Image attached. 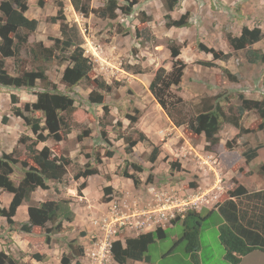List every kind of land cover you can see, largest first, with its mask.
<instances>
[{
    "label": "rangeland",
    "instance_id": "374dc122",
    "mask_svg": "<svg viewBox=\"0 0 264 264\" xmlns=\"http://www.w3.org/2000/svg\"><path fill=\"white\" fill-rule=\"evenodd\" d=\"M63 1L62 11L63 15H66V23L69 26L76 25L79 30L84 56L92 62L93 69L88 79L68 89L60 81L64 68L69 64L66 59L50 63L33 61L28 56L27 49H23L22 69L30 71L43 67L49 81L56 84L59 92L68 94L75 101L74 105L78 111L72 117V133L63 141L56 143L50 139L36 146V149L46 146L53 155L64 156L70 160L65 177L61 183L48 182L49 188L45 193L36 194L33 200L30 198L26 205H22L36 206L40 201L70 199V208L74 210V215L77 213L80 216L76 217L77 221L74 222V226L78 228L77 233L82 229L80 223L83 218L88 220L93 216L92 220H97L103 217L108 203L112 200L126 205L128 209H147L146 205L154 204L160 196L203 197L204 194L197 192L200 185L209 186L212 177L217 178L216 176L220 178L218 182L221 181V188L233 189V180H230L232 173H228L226 169L233 167L245 171L244 159L239 158L237 154L228 157L224 153L221 164L223 174L220 172L216 175L203 158L205 155L200 153L204 147V138L194 135L186 126H172L148 90V85L157 69L164 68L167 72L172 70L168 48L174 43L180 48L178 59L186 67L179 84L167 89L166 93L173 97L174 101L181 100L177 107L186 118H194L201 110V104H206L202 101L207 97L220 95L225 111L229 107L235 109L239 106L240 94L246 99L264 101V63L250 64L244 51L234 53L226 39L228 34L239 36L243 28H259L263 37L251 48L264 53V0H179L176 9L169 14L174 20L189 14L188 27L181 29L165 27L166 10L163 0H136L134 5V0H116L119 8L131 6L132 12L127 15L117 10L113 20L100 19L93 13L76 12L67 0ZM106 1L84 0L89 10L103 6ZM57 11L53 0H45L42 7L37 5V0L30 4L28 16L36 17L39 22L37 37L32 38V42H47V37H59L58 31L55 34H48L47 31L50 18L52 15L56 16ZM57 23L56 26L60 24ZM204 47L222 53H232V56L226 62H219L216 68L208 69L197 64L206 61L203 59L207 54L201 50ZM209 59H212L211 55ZM12 65L17 66L12 62L8 64V70L13 69ZM94 80L104 82L107 89L98 88ZM39 91L38 87L32 90L7 89L4 93L5 99L3 96L1 98L0 128H7L2 122L4 117L8 114L12 117L10 112L13 104L8 99L11 94L16 95L18 99L14 106L23 109L25 104L36 100V93ZM92 92H97L103 97L102 105H92L88 102V95ZM104 108L108 113L106 118L103 117ZM170 112L176 114V111ZM128 117L136 118V122L131 125ZM15 120L10 119L8 124L15 125L12 126L10 134L15 135L17 126L21 128L18 130L15 147L9 152L15 154L11 157L13 163L10 179L16 184L23 175L22 164L32 167L36 165L19 142L25 133L32 138L34 135L25 130L21 119ZM100 124H106L105 132L110 147L101 140ZM225 124L221 126L220 136L224 140L227 139V142L234 139L233 148L238 154L239 150L248 151L249 145L264 144V122L262 129H259L262 120L256 112H245L241 117L240 125L250 132L242 134L240 138L235 139L237 134L231 136V133L227 132L228 129L230 131L229 126ZM85 131H88L89 136L79 138ZM133 131L143 132L148 142L136 144L130 154H125V144L116 139L117 133L132 134L133 138H136ZM1 137L3 138V135ZM154 146L158 147L159 154L151 163L150 155ZM107 150L114 152L112 158L104 156ZM131 164L143 168V172L136 174L140 180L137 189L130 179L123 176L124 171L128 175L134 173ZM172 164H177L178 168L172 169ZM87 168H95L97 174L77 180L76 175ZM253 173L263 180L264 174L259 172V167L254 169ZM149 177L152 178L151 182H148ZM83 182L85 187H89V202L78 193V187ZM192 184L195 186H191ZM106 187L112 189L111 194L107 196L108 202L103 193ZM82 192L83 190L80 193ZM3 195L5 199L7 195ZM203 204L204 201L200 202L199 206L203 207ZM88 206L93 212L86 217ZM204 215L206 213L202 216ZM64 223L66 229L72 228L67 226L68 222H63L62 225ZM223 223L222 217L217 213L208 215L201 222L197 255L200 264L225 263L220 261L225 251L218 240V228ZM81 224L85 227L84 223ZM4 226V223L0 222V228ZM183 231L182 221H178L164 230L165 238H155L146 253L149 262L194 264L193 256L191 257L186 249V241H178Z\"/></svg>",
    "mask_w": 264,
    "mask_h": 264
},
{
    "label": "trees",
    "instance_id": "16d2710c",
    "mask_svg": "<svg viewBox=\"0 0 264 264\" xmlns=\"http://www.w3.org/2000/svg\"><path fill=\"white\" fill-rule=\"evenodd\" d=\"M36 0H2L0 2V86L14 90L35 89L40 91L36 93V100L33 103L25 104L23 109L14 106L18 103L17 96L10 95V102L13 104L11 108L12 114L23 121L24 125L31 131L34 138L23 136L20 143L24 146L31 161L36 166H28L22 164V178L15 184L11 179V163L15 154H2L0 157V192H6L12 196L7 208H0V217L5 218L8 225V231H16V224L12 220L17 208L21 204L30 201L31 194L37 190H47L48 182L61 183L67 173V166L70 160L64 156H55L50 149L44 146L42 149H36L39 143H45L53 140L58 143L63 141L72 133V117L77 113L78 108L74 105V100L68 95L59 92L56 84L49 81L45 69L38 67L34 70H24L18 68L17 75H10L5 68V60L12 59L18 65L23 63L19 57L20 51L24 45L28 43V37L34 33L39 22L36 19H28L24 16L29 3H35ZM71 6L76 12L83 14L93 13L100 19L113 20L116 17V11L120 10L123 14L132 12L131 6L119 8L116 0H107L105 4L96 9H88L84 0H69ZM45 0H37V5L42 7ZM58 8L57 15L50 18L51 23L60 22L61 39L49 38L53 41V45L49 48L42 44H35V49H30L32 59L34 61L54 62L66 59L69 64L62 72L61 84L68 89L76 87L82 80L88 79L92 72V62L84 56L82 48V39L76 25H68L63 15V3L61 0H53ZM179 0H163V6L166 10L164 16L165 27L171 28H187L189 14L182 15L179 19H172L170 14L173 12ZM134 0L132 5L136 4ZM143 22V21H142ZM263 34L259 28H243L239 36H226L227 42L234 53L244 51L246 60L250 64L264 63V53L257 52L251 46L261 40ZM172 59V70L167 72L164 68H159L155 72L149 86L153 98L161 107L171 124L177 128L186 126V128L194 135H203L206 145L205 152L216 151L218 149L219 138L218 133L223 123L229 124L237 129L238 133L235 139L240 138L242 134L249 133L240 125V119L245 112H256L262 124L264 122V101H256L246 99L242 94L238 95L240 101L239 106L235 109H223L220 95L216 97H207L203 99L201 110L194 118H186L181 114V109L177 106L181 104V100L174 101L173 97L166 93V90L172 86H177L183 76V70L186 65L178 59L180 48L171 43L168 48ZM206 54L212 56V60L228 61L232 53H222L214 49L202 48ZM198 65L206 68H213V62H197ZM95 85L101 90H106L107 85L104 82L94 80ZM264 87V82H263ZM227 100V98H225ZM88 102L92 105H102L103 97L97 92L88 95ZM177 108V109H176ZM176 111V114L170 111ZM108 115L107 109L104 108L103 117ZM177 115V116H176ZM129 123L133 125L136 118L128 117ZM8 119L5 118V123ZM223 122V123H222ZM106 124H100V137L104 144L110 147L109 140L105 132ZM46 131V133H44ZM136 138L132 134L117 133V140H122L125 144V154H130L134 146L138 143L148 142V139L141 131H133ZM88 131H85L79 138L88 137ZM80 141V139H78ZM234 139L225 144L227 150L234 147ZM257 146L251 150L250 154L245 156V160L249 163L257 157ZM158 147H153L150 155V162L153 163L157 158ZM99 154V153H98ZM100 156V155H99ZM106 158L114 156L113 151H105ZM97 157V156H96ZM133 174L123 172V176L132 181L134 188L137 189L140 180L136 174L143 172L141 166L131 164ZM172 169H176L177 164L171 165ZM259 172L264 174V164L259 166ZM97 174L94 168H87L83 172L76 175V179H86L89 176ZM247 173L246 176H249ZM152 178L149 177L148 182ZM234 188L227 192L229 200L218 206V213L223 219L224 224L219 228V240L224 247V259L230 264H239L240 257L245 256L255 249L264 251V190L257 192H248V190L233 180ZM191 186H195L192 184ZM85 188L83 182L78 187V193ZM112 192L110 187L103 190L104 196H109ZM105 197V198H106ZM234 201H233V200ZM108 202V197L105 199ZM105 201V202H106ZM71 200L62 199L60 201L48 200L37 204L36 206H28V223L21 224L18 231L31 233L33 227L43 230L44 240L49 244L52 237L62 230L63 222L71 223L74 213L70 208ZM213 211H208L202 216L200 213L189 211L182 220L184 228L183 234L178 241H186V249L195 260V252L198 249V233L201 222ZM178 222L174 221L173 224ZM50 225V228L47 227ZM165 238V233L161 228H156L153 232L140 234L135 238L116 240L111 244V255L115 264H126L127 260L142 261L148 259L146 253L149 246L154 242ZM177 241V242H178ZM67 254H63L60 264H81L79 259L84 256V248L76 240L66 243ZM172 251V249H171ZM32 258L37 261L44 259L43 255L34 254ZM0 264H25L14 260L10 255L0 252ZM195 264H198L195 262Z\"/></svg>",
    "mask_w": 264,
    "mask_h": 264
},
{
    "label": "crops",
    "instance_id": "0c3cea01",
    "mask_svg": "<svg viewBox=\"0 0 264 264\" xmlns=\"http://www.w3.org/2000/svg\"><path fill=\"white\" fill-rule=\"evenodd\" d=\"M67 1L70 3L69 0H67ZM30 4L31 3H29L27 5V10L24 12V16H26L28 19H36L38 21V19L36 17H29L28 16ZM64 15H65V13H64ZM51 17H55V16L52 15ZM65 17H66V15H65ZM56 24H58V23H51L50 22V24L47 28V31L49 32L48 34H55V33H57L56 31H58L57 35L59 37H53V36L52 37L57 38V39H61L60 24L58 26H56ZM38 27H39V24H38ZM38 27L34 33L29 35L27 45H24L22 47V49L20 51V55H19L21 60H23L22 59V51H24L23 49H27L28 56L32 58V54H30V49H32V48L35 49V46H34L35 44H42L44 47H47V48H49L53 45V41L49 40V38H51V37H47V42H42V41L37 42V40L34 42L31 41L32 38L37 37ZM55 28H57L58 30H56ZM209 56H210L209 54H207V57L205 55V58L203 60H206L205 62H207L208 60L210 62H213L215 66L213 68H208V69H214L217 67V64L219 62H223V61H219V60L213 61L212 59H209ZM12 62H13L12 59H6L5 60V68L10 75L14 76V75H17L18 68H20V69L23 68L24 61H23V63H20L21 65H19V63L17 66L12 65L13 69L8 70V68H7L8 64H12ZM56 62H58V61H56ZM229 76H231V74ZM7 89H9V88L0 87V104H2L1 98H2V96L4 97V95H5L4 93L7 91ZM4 99H5V97H4ZM8 99H10V96L8 97ZM10 113L12 114V112H10ZM5 118L8 119L6 123L4 122ZM13 118H14V120L18 119L13 114H12V117L9 116V114H8L6 117H4L2 119V122H4L3 125L7 126V128H5V129L0 128V137L3 135V138L1 137L2 139H0V157L2 154H9V152L12 151V149L15 147V144H16V138L19 136L18 130L21 128H18V126L15 130L16 133L13 131V133H15V135L9 133L12 131V129H11L12 126H15L12 124H8V123H10L9 122L10 119H13ZM166 118H167V116H166ZM168 121H169V119H168ZM18 123H19V121H18ZM227 125L230 128V131L228 129L227 132H230L231 136L232 135L234 136L238 133L237 129H235L233 126H231L229 124H227ZM24 127H25L26 131L27 130H28V132L30 131L25 125H24ZM221 130L218 133L219 144H218V149L216 151L205 152L203 150L204 147L201 149L200 153L205 155L203 158H205V160L207 161V165H209V167L212 168V170L216 173V175H218L217 173L220 174V172L222 173V171H223L221 164H222V157H223L224 153L228 157H232L234 154H237L239 158L244 159L246 169L243 172L240 171L241 169H237V168L234 169L233 167L226 169L228 171V173H230V174L232 173V175H230V180H236L238 182V184L244 186L248 190V192H257L260 190H264V176L262 177L263 178V180H262L259 176L254 175V173L252 174L254 169H256L260 165L264 164V144L263 145L260 144V148L257 149V151H256L257 157L254 158L253 160H251L249 163H247L245 160V156L249 155L251 153L250 151L253 150L254 148H256L258 145L257 146L249 145L248 151L239 150L240 151L239 154L236 152L237 150H234L235 148H233L232 151H228L227 148L225 147V144L227 143V139L226 140L222 139V137L220 136ZM11 136H13L14 138H10ZM25 136L31 137L30 135H27L26 133H25ZM199 137L204 138L203 135H199ZM203 142H205L204 139H203ZM205 145L206 144L204 143L203 146H205ZM247 173H250V175L246 176ZM216 177L217 178L212 177V182H209V186L202 187V185H200V187L197 191L199 194H204V196H203V198H204L203 207H201L200 210L197 211L201 215L207 213L208 211H213V213L219 214L218 209H217L218 206L222 205L224 202L231 199L228 197L227 192L229 190H232V188H228V189L221 188V181L218 182V180H220V178L218 176H216ZM87 189H89L88 185L83 189V192L81 193V195L85 201L89 202V199H88L89 195H88ZM45 191H47V190H41V189L35 190L31 194V197H30L31 200H33V198L36 194H40V192L45 193ZM4 193H5V195H7L5 199H3ZM11 198H12V196L10 194H8L6 192H0V208H7L9 206L10 201H11ZM39 203H41V201L38 202L37 204H39ZM23 204L26 205L27 203L24 202ZM21 206H19L17 208L15 215L12 219L16 224V231L9 232L8 231V225L6 223L5 218L0 217V222H3L5 225L4 227L0 228V252H4L6 255H10L14 260L19 261V263L38 264L41 262L42 264H60V260H61L62 255L68 253L67 246H66V243L68 241L76 240L80 245H82V247L84 248V252H86V251L94 248L95 243H97L98 241L101 240L102 233L98 227L93 225V223H92V219L94 218L93 216L90 219L88 218V220L87 219L85 220V218H83L81 220L82 221L81 223H84L85 227L80 223L82 229L76 233L78 228L76 227V225L74 226V222H75V220L77 221L76 217L80 218V216L77 213H75L74 220L72 223H70L71 225L69 223L67 224V226H72L73 229L72 228L70 230L66 229V227H65L66 225L64 223V225H62V230L52 237L49 244H46L45 240H44V235H43L44 232L42 229H40L38 227H33L31 233H24V232L18 231V228L21 224L28 223V214H27L28 206L26 207L22 204H21ZM101 210H103V209H101ZM72 211H74V210L72 209ZM92 212H93V210L88 206L86 209V217H89L90 216L89 214ZM172 225H174V224H166L161 229L164 231L167 228L172 227ZM47 227L50 228V225H47ZM6 231H7V233H6ZM69 231H70V234H68ZM153 231H154V229L150 230L149 232H153ZM218 231H219V228H218ZM80 232H82V233L80 234ZM173 238L175 239V237H173ZM218 240H219V237H218ZM198 249L195 252L196 258L194 260V264H195V262L200 264L198 262V258H197V255L199 254ZM169 253H171V250ZM34 254L43 255L44 259L42 261L35 260L32 258V255H34ZM192 256H194V255L191 254V257ZM240 259L241 260H240L239 264H264V251L261 249H255L252 252H250L249 254H247L245 256H241ZM79 261L81 264H87L88 259L85 256H83L79 259ZM220 261L225 262L224 264H230V263L225 261L224 254H223L222 259ZM110 264H115V262L113 260H111ZM126 264H151V263L149 262L148 259H143L142 261H135V260H129L128 259Z\"/></svg>",
    "mask_w": 264,
    "mask_h": 264
},
{
    "label": "built area",
    "instance_id": "2783aa9c",
    "mask_svg": "<svg viewBox=\"0 0 264 264\" xmlns=\"http://www.w3.org/2000/svg\"><path fill=\"white\" fill-rule=\"evenodd\" d=\"M202 196L178 198L174 195L158 197L147 209H128L126 205L110 201L103 217L92 220L102 233L94 248L85 252L87 264H110L111 244L125 235H138L150 229L164 227L176 219H183L189 211L199 210Z\"/></svg>",
    "mask_w": 264,
    "mask_h": 264
},
{
    "label": "clouds",
    "instance_id": "9594fccd",
    "mask_svg": "<svg viewBox=\"0 0 264 264\" xmlns=\"http://www.w3.org/2000/svg\"><path fill=\"white\" fill-rule=\"evenodd\" d=\"M203 200H204V198H203ZM201 208V207H200ZM200 208H199V210H200ZM199 210H196V211H192V212H196V213H198L197 211H199ZM186 215V214H185ZM184 215V216H185ZM184 219V218H183ZM183 219H176L175 221H182ZM172 222H174V221H172ZM171 224H173V223H171ZM157 228H162V227H157ZM154 229V231H155V229L156 228H153ZM153 229H150V230H153ZM150 230H148V231H146V232H143V233H141V234H144V233H148ZM138 235H140V234H138ZM138 235H125V236H123V237H121L120 239H118V240H120V241H122L123 242V244L122 245H124V239L125 238H135V236L137 237ZM102 236V235H101ZM84 256H85V252H84ZM112 256V255H111ZM112 260H113V258H112ZM114 261V260H113Z\"/></svg>",
    "mask_w": 264,
    "mask_h": 264
}]
</instances>
